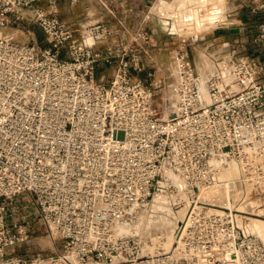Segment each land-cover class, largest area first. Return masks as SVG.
Here are the masks:
<instances>
[{
    "label": "built area",
    "instance_id": "obj_1",
    "mask_svg": "<svg viewBox=\"0 0 264 264\" xmlns=\"http://www.w3.org/2000/svg\"><path fill=\"white\" fill-rule=\"evenodd\" d=\"M60 1L0 0V264H264V241L245 229L264 215L262 64L216 58L207 80L212 103L204 104L185 42L157 78L143 61L145 27L122 35L134 0H86L115 24L97 20L79 35L61 18ZM250 12L264 14V0H252ZM24 18L48 46L4 34ZM256 41L264 45V21ZM103 66L114 67L109 83L97 75ZM163 88L180 97L167 118L156 103ZM231 163L240 200L231 207L193 199L169 250L144 254L138 236L119 230L137 222L164 172L197 195ZM250 201L252 211L239 209ZM36 222L59 238L58 251H15L31 241Z\"/></svg>",
    "mask_w": 264,
    "mask_h": 264
},
{
    "label": "rangeland",
    "instance_id": "obj_2",
    "mask_svg": "<svg viewBox=\"0 0 264 264\" xmlns=\"http://www.w3.org/2000/svg\"><path fill=\"white\" fill-rule=\"evenodd\" d=\"M228 1V2H227ZM156 0H154V2L152 3V8L151 11L156 14L159 15L160 20L162 22V24L167 27L168 25H172L173 26V30H176L179 32V34L181 35V37L179 38V40L174 41V43H172L171 45L165 46L164 48H161L160 50H150V46H148L146 49L149 52V54L156 59H159L162 62H166L165 66H167V70L166 73H168V70H171L172 64H173V57H172V51H174L175 49L178 48L179 44L182 43L180 40H184L185 44H186V50L188 52L187 54V62L190 63V65L197 71L199 72L200 77L202 76H206L207 74H209L211 76L212 72L209 71L210 70H214L211 68H207L204 67L203 62L206 59H209L208 61L211 62V64L209 65L214 67V61H215V57L217 55H224L225 52L227 53L228 50H231L229 48H225V49H219L215 46H208L207 44V40L208 37L206 35V33L204 31H207L221 23H230V20L228 22V20H226V15H225V9H226V3L228 6H231L232 4V0H220V8L219 10H221L222 12L220 13L222 16L221 19H219L218 21H213L211 18L207 19L204 22H201V24H192V25H183V20L181 19V17H179L177 15V11L176 9V5L177 4H172V6L170 5L168 8H162V9H158ZM178 8L180 9V1L178 2ZM160 10H163L160 11ZM27 12V11H25ZM121 13V12H120ZM248 21L249 23H251L252 21H254V18L249 15L248 16ZM111 18V17H110ZM211 19V21H209ZM131 21V20H130ZM213 21V22H212ZM226 23V24H227ZM256 23V22H255ZM255 25V24H253ZM200 28H199V27ZM4 34H14L16 36V39L19 41H29V40H34L36 41L37 45L43 47V46H48L49 45V39L47 38V36L45 35V33L38 27L37 24L33 23L32 21H29L27 18H24L22 21H16V22H12L10 23L5 29H4ZM20 36H22V40L20 38ZM178 38V37H177ZM103 44L101 43L100 46H102ZM145 52L142 53V55ZM205 55V56H202ZM234 55V54H233ZM237 57H240L239 54L236 53ZM167 59V60H166ZM240 59V58H239ZM203 67V68H202ZM151 69H155L154 67H150ZM113 71H114V67L111 66H103L101 68H99L97 70V75L100 77L101 75H104V82L109 83V80L111 79L112 75H113ZM163 70H158L156 72V76L157 78L162 77ZM162 72V73H161ZM135 76L137 77H146V71L143 72H134ZM177 97V96H176ZM168 98V102L165 104V99ZM173 97H171V88L168 89H158L157 90V95H156V103L158 104V106L160 107V113L159 116H162L164 118L168 117L172 112H173V108L176 107V109L179 106V100L178 103L176 104L173 99ZM178 98V97H177ZM169 178V177H167ZM165 176H162V178H160L159 181H162V183H166L165 182ZM168 185V183L166 184V186ZM173 185H176L173 183ZM177 186V185H176ZM161 192V189L157 190V193L155 194V197L159 196V193ZM176 193L177 190L176 189H164L163 193L166 194H170V193ZM162 193V192H161ZM188 193V192H187ZM193 195L194 197L197 196L198 200H205V201H211V202H215V203H219V204H223L220 203L222 200L221 199H217V198H212L211 200H206L205 197H203L204 195L202 194V190L195 195V193H188ZM154 199L151 201V203L144 207L142 209V211L139 214V217L142 216V213L147 212L148 214L151 212V204L154 201ZM185 199V198H184ZM183 198H181L180 196L176 197V201L173 205V212L176 213V220H183L184 217H186L187 214L190 213L191 209L193 208V202L192 200L195 199L193 198L192 200L190 199V201L187 203V200H184ZM238 199V198H237ZM215 200V201H213ZM257 204V203H255ZM197 206L199 204H196ZM245 207L244 208H240L239 209H244V210H253L248 208V203L247 204H243ZM150 207V208H149ZM255 207V206H254ZM264 208V205L260 208L262 210H259V212L261 213ZM178 214V216H177ZM253 218V217H252ZM254 218H259L264 220V215L261 217L258 216H254ZM239 220H243V219H239ZM248 220V219H247ZM245 225V224H244ZM126 226V225H124ZM244 229V227H243ZM245 229L247 231L248 227L247 225L245 226ZM244 229V230H245ZM250 232V231H249ZM128 235H136L138 236L141 241H142V245H147L146 242L149 241V243H152V241L150 239H148L149 237L145 236L144 238H141V236H139V234H136L135 232H131ZM60 244L61 241L59 240V238H54L53 236H51L49 234V231L45 228V226L39 222H36L33 225V234H32V239L31 241H29L28 243H22L19 246H17L15 248L16 252L19 253H24V252H30V251H34V250H41L44 253H53L55 251H58V249L60 248ZM149 246V245H147ZM157 250V248H156Z\"/></svg>",
    "mask_w": 264,
    "mask_h": 264
},
{
    "label": "crops",
    "instance_id": "obj_3",
    "mask_svg": "<svg viewBox=\"0 0 264 264\" xmlns=\"http://www.w3.org/2000/svg\"><path fill=\"white\" fill-rule=\"evenodd\" d=\"M157 1L158 3L156 7H158V9L166 8L164 6L159 7L160 0H156V2ZM163 1H166L169 4H177V9H179L178 2L180 1L182 6V0ZM251 1L252 0H232L231 6H228L226 3L225 15L226 20H228V22L230 20V23H221L207 31H204L208 37V40L206 41L208 46H215L219 49H231L228 50L227 53L225 52L222 56L221 54L217 55L215 59L231 58L239 60V58H250L258 61L264 67V45L256 41L259 31V23L264 21V14H252L250 12ZM133 2L130 28L127 33H122L125 38H130L135 28L138 25H143L150 34V41L147 47L150 46L151 51L157 49L160 50L165 46L171 45L174 41L179 40L181 37L179 32L173 30L172 25L165 27L159 18L160 16L151 11L154 0H134ZM88 4L90 5L89 8L86 7V0H80L79 3L74 6L70 5L69 0L60 1L61 18L72 25L78 35L82 31L83 27L97 20H105L106 23L110 25L115 24L113 19H103L100 14H98L97 6H95L92 2ZM218 5V8H220V3H218ZM210 6L214 7L215 10L217 8V4H212ZM160 11L163 12V10ZM219 11L222 12L221 10ZM249 15L254 18V21L251 23L248 21ZM183 25L185 26V24ZM20 38L22 40L23 37L20 36ZM180 41L185 42L182 39ZM236 53L239 54L240 57H237ZM143 61L147 67H154L156 71L163 70L162 72L166 73V62L153 58L147 50L143 54Z\"/></svg>",
    "mask_w": 264,
    "mask_h": 264
},
{
    "label": "bare ground",
    "instance_id": "obj_4",
    "mask_svg": "<svg viewBox=\"0 0 264 264\" xmlns=\"http://www.w3.org/2000/svg\"><path fill=\"white\" fill-rule=\"evenodd\" d=\"M219 2L220 0H182L183 7L180 4V9L176 8L175 10H180L177 11V15L181 17L184 22L183 24L198 25L201 24V22H204V19L205 21L209 18H215L214 20L212 19L213 21H218L219 19H221L222 16L219 17V15H221V12L218 8ZM212 4H217L216 10L214 9V7L210 6ZM170 5L171 4L163 0H160L159 2V7L164 6L168 8ZM211 19L209 21H211ZM208 60L209 59L205 58V61L203 62L204 67L207 68L208 66V68L214 69V67L212 66L209 67L211 62H209ZM209 71L213 72V70L210 69ZM208 78H210L209 74L200 77V88L202 91L204 104L212 103V97L209 94L207 87ZM171 97H173L172 99L176 104L179 100L180 104V97L178 96L176 90L173 88H171ZM173 109H176V107H174ZM237 170L238 168L235 163H231L229 167L223 168L219 175H217L214 187L201 189L202 194L204 195L203 197H205L206 200H211L212 198L221 199L222 201L220 203L227 204L232 207L233 203L239 201L241 198V188L240 182L237 180ZM164 175L166 177L174 179L172 180V182L177 185V192H172L165 195L163 191L165 188L168 190L169 185L166 186L167 183H162L161 181L160 189L162 193L160 192L159 196L155 199L154 195L151 199V201L154 199V201L150 205L151 208L149 207L151 209V212L149 214L147 212L142 213V216H138L137 222L133 225L126 224V226L121 225L120 227H118L121 232H125L127 234L135 232L136 234H139L141 238H144L145 236L149 237L148 239H150L152 243H149V241H147L146 244L149 246L143 245L144 254L155 252L156 248L157 250H169L175 244L177 227L181 221L176 220V213H174L172 209L176 201V197L180 196L183 199L185 198L184 200H187V203L190 201V199H198L193 195L188 194L193 192L185 188L184 184H182L179 178L173 177L170 172H164ZM151 201L148 203V205L151 203ZM254 206H256L254 201H250L248 203V208L252 209ZM239 207L244 208L245 206L242 203ZM247 227L251 233L257 234L264 241V220L259 218H250L247 221Z\"/></svg>",
    "mask_w": 264,
    "mask_h": 264
}]
</instances>
